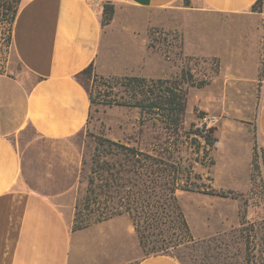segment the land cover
Here are the masks:
<instances>
[{
    "label": "rangeland",
    "instance_id": "374dc122",
    "mask_svg": "<svg viewBox=\"0 0 264 264\" xmlns=\"http://www.w3.org/2000/svg\"><path fill=\"white\" fill-rule=\"evenodd\" d=\"M17 1L0 0V61L8 53V8H18ZM196 11L160 12L146 31L104 28L100 58L80 78L91 104L86 127L68 142L78 164L74 213L93 161L123 160L114 157L121 150L108 148L106 141L182 169L178 183L185 190L175 197L187 230L165 216L157 228L138 233L128 215L113 217L123 229V264L155 255L182 264H264V142L252 127L264 100V0L235 17ZM220 36L230 40L228 50L217 42ZM182 72L192 75L193 86L181 83ZM130 78L144 81L129 83ZM164 87L182 97L177 128L173 117L147 107L160 102L158 90ZM147 88L152 95L144 96ZM205 117L213 118L211 148L192 134L206 135L200 132ZM125 202L122 193L108 206Z\"/></svg>",
    "mask_w": 264,
    "mask_h": 264
},
{
    "label": "crops",
    "instance_id": "0c3cea01",
    "mask_svg": "<svg viewBox=\"0 0 264 264\" xmlns=\"http://www.w3.org/2000/svg\"><path fill=\"white\" fill-rule=\"evenodd\" d=\"M124 1L106 24L103 7L81 0H19L0 61V264H123L116 219L72 231L78 164L68 142L90 115L77 76L100 58L104 28L146 31L160 12L180 10L235 17L257 0ZM260 88L264 96V77ZM252 127L264 142V100ZM131 264L180 263L155 255Z\"/></svg>",
    "mask_w": 264,
    "mask_h": 264
},
{
    "label": "trees",
    "instance_id": "16d2710c",
    "mask_svg": "<svg viewBox=\"0 0 264 264\" xmlns=\"http://www.w3.org/2000/svg\"><path fill=\"white\" fill-rule=\"evenodd\" d=\"M18 2L19 0L17 4ZM259 2L260 0H257L252 8ZM184 4L188 6L189 0H184ZM8 10L10 11L9 23L11 27L17 7H10ZM102 16L103 22L107 24L112 19L113 6H104ZM91 68V65L88 66L77 76L80 84L82 75L88 73ZM143 81V79L137 78L128 79L129 83L140 84ZM181 83L193 86L192 75L188 74V72H182ZM204 85L205 81L199 82L198 88ZM177 91L167 87L159 89L158 99H160V102L155 101L147 104L148 108L159 111L162 114L164 113L170 118L173 117L175 128L179 126L183 111L182 97ZM152 93L147 88L144 96L146 94L152 95ZM88 98L91 104L89 95ZM135 106L142 108L139 102ZM197 131L192 132V134L202 138L204 143L210 148L214 147L216 140L213 138L210 129L202 128L200 132H206L205 136H200ZM106 143L108 148L114 147L118 151L121 150L114 157L121 156L123 160L114 158L112 162H108L100 161L98 158L93 161L90 175L87 178L85 196L75 205L72 231H80L88 228L92 222H105L123 214L131 218L138 233L141 229L157 228L161 224V219H164L165 216H173L181 229L187 230L175 197L176 191L185 190L178 183L182 169L175 164L168 165L163 160H155L148 154L142 153L133 147H125L110 141H106ZM100 145L104 146L103 144ZM122 193L125 194L126 199L124 204H120L121 206L117 207L108 206V203H111L112 200L121 197ZM157 197L167 202V205L159 206L158 201H155ZM152 198L154 200L150 201ZM165 209L169 210L168 214H164ZM91 217H94L93 221H91ZM179 263L182 264L181 262Z\"/></svg>",
    "mask_w": 264,
    "mask_h": 264
},
{
    "label": "built area",
    "instance_id": "2783aa9c",
    "mask_svg": "<svg viewBox=\"0 0 264 264\" xmlns=\"http://www.w3.org/2000/svg\"><path fill=\"white\" fill-rule=\"evenodd\" d=\"M81 1L85 2L88 5L96 6L98 8L100 7L102 8L104 6H113L115 4H121L125 2L124 0H81ZM212 120L213 118H210V119L206 117L203 118L201 120V128L204 127L205 129H208L209 123L211 124Z\"/></svg>",
    "mask_w": 264,
    "mask_h": 264
}]
</instances>
